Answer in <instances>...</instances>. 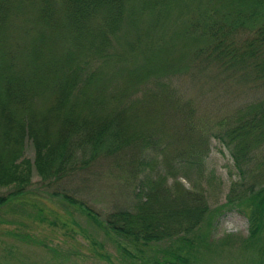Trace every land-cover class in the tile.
I'll list each match as a JSON object with an SVG mask.
<instances>
[{
  "label": "trees",
  "instance_id": "obj_1",
  "mask_svg": "<svg viewBox=\"0 0 264 264\" xmlns=\"http://www.w3.org/2000/svg\"><path fill=\"white\" fill-rule=\"evenodd\" d=\"M203 82L264 85V0H0V208L25 192L32 167L47 180L78 158L111 160L130 181L155 176L130 208L94 218L128 264H199L207 204L178 180L198 179L214 137L238 171L221 206L253 205L236 207L257 255L248 262L264 264V97L212 120L185 93Z\"/></svg>",
  "mask_w": 264,
  "mask_h": 264
},
{
  "label": "rangeland",
  "instance_id": "obj_2",
  "mask_svg": "<svg viewBox=\"0 0 264 264\" xmlns=\"http://www.w3.org/2000/svg\"><path fill=\"white\" fill-rule=\"evenodd\" d=\"M184 86L186 95L191 96L195 115L212 120L264 97V85L259 82H203ZM24 152L32 160L29 143ZM129 154L128 151L127 158ZM148 157L150 169L155 164L154 156L150 153ZM99 162L82 163L78 158L70 172L47 180L41 179L32 167L25 192L0 208V264H128L129 259L94 218L102 221L116 209L130 208L135 186L147 188L155 176L146 182L130 181L129 176L107 167L111 160ZM189 176L190 182L184 178L178 181L183 188L203 192L207 204L197 233H203L210 246L208 250L200 248L203 257L199 264H251L248 260L257 255L243 243L248 228L246 216L236 207L238 204L221 206L231 181L238 180V171L227 149L210 137L198 179L194 174ZM164 182L170 185L172 179ZM7 191L8 188L0 189L1 193ZM72 201L82 202L93 218ZM238 206L244 213L253 208L251 203ZM168 240L163 239L157 245L165 246ZM130 252L138 255L132 249ZM143 252L144 259L152 254L161 259V253L150 249ZM100 254L109 260L99 257ZM141 260L134 259L136 264H157Z\"/></svg>",
  "mask_w": 264,
  "mask_h": 264
}]
</instances>
